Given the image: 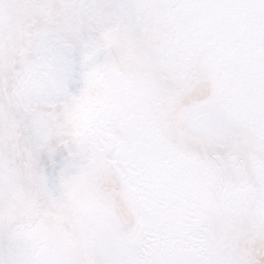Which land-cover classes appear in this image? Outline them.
Masks as SVG:
<instances>
[{
  "label": "snow or ice",
  "instance_id": "obj_1",
  "mask_svg": "<svg viewBox=\"0 0 264 264\" xmlns=\"http://www.w3.org/2000/svg\"><path fill=\"white\" fill-rule=\"evenodd\" d=\"M0 264H264V0H0Z\"/></svg>",
  "mask_w": 264,
  "mask_h": 264
}]
</instances>
